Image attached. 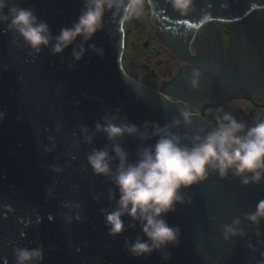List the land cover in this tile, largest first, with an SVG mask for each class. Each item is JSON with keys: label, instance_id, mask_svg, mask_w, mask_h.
Returning a JSON list of instances; mask_svg holds the SVG:
<instances>
[{"label": "water", "instance_id": "water-1", "mask_svg": "<svg viewBox=\"0 0 264 264\" xmlns=\"http://www.w3.org/2000/svg\"><path fill=\"white\" fill-rule=\"evenodd\" d=\"M13 3L33 9L53 36L78 22L86 6V0H9ZM157 4L151 14L156 37L187 63L162 91L125 71V29L112 12L90 41L78 38L60 54H53L51 46L37 54L7 24H0V111L7 114L0 122V264H17V248L38 247L44 252L42 264H257L264 259V219L259 224L246 219L264 200V182L244 186L231 173L227 178L212 173L183 190L186 202L165 217L182 232L179 246L136 258L125 244L147 239L139 222L125 216L126 231L116 237L105 227L102 210L116 207L110 196L115 192L118 200L119 192L88 163L94 150L107 148L115 156L113 142L96 131L97 123L116 116V123H131L142 131L171 125V132L191 146L192 137L213 129L199 114L185 124V107L202 111L232 96L264 102V0H194L188 16L168 0ZM209 14L208 34L201 40L204 51L193 53L200 20ZM215 21L231 25L227 47ZM81 44L86 51L77 61L73 51ZM194 68L203 71L198 89L190 82ZM259 116L264 119V112ZM177 119L178 127L173 124ZM83 127L91 143L85 141ZM117 143L135 162L137 150L154 145L156 138L126 135ZM236 219L247 235L226 240L221 226Z\"/></svg>", "mask_w": 264, "mask_h": 264}, {"label": "clouds", "instance_id": "clouds-1", "mask_svg": "<svg viewBox=\"0 0 264 264\" xmlns=\"http://www.w3.org/2000/svg\"><path fill=\"white\" fill-rule=\"evenodd\" d=\"M168 2L182 16H188L194 7V0ZM146 5L154 15L157 0H86L78 22L53 36L49 25L40 21L33 9L15 3L10 6L9 0H0V24H7L8 30L19 34L37 54L49 46L53 54H60L78 38H82L85 44L90 41L103 29L107 12H112L114 18L119 17V27L123 29L130 18L145 15ZM211 19L210 14L205 15L200 23L207 24ZM85 51L84 44L74 50L75 60H81ZM93 51L104 55L103 50L95 46ZM202 75V70L194 68L190 81L194 89L199 88ZM181 115L185 124H191L194 109L185 107ZM6 116L5 112L0 111V122ZM117 119L116 116L106 118L103 124L97 123L95 126L97 132H103L113 142L115 156L110 155L107 148L94 150L88 156V163L96 175L109 177L119 192L118 200L115 192L110 196L116 201V207L102 210L108 234L113 237L122 235L127 227L123 218L127 216L139 222L147 237L146 240L138 237L134 242L126 241L125 246L133 257L140 258L172 245L179 246L182 232L179 227L170 226L165 217L176 211L177 204L186 202L183 190L207 181L212 173H218L221 178H227L231 173L240 178L244 186L264 182V119L259 114L251 125L239 122L229 113L222 118L216 117L215 122H208L213 130L207 135L192 137L191 146L183 143V137L171 132V125L161 128L156 124L152 126V131L145 126L142 131L131 123H116ZM173 124L178 127L181 121L174 120ZM81 131L85 141L91 143L88 128L83 127ZM126 135L141 140L155 137L156 143L138 149L137 160L130 162L129 153L117 143ZM117 160L119 163L113 169V163ZM187 202H191L190 198ZM246 219L255 224L264 219V200L256 205L253 212L246 214ZM240 223L236 219L232 224L221 226L226 240L247 235L239 228ZM257 235L260 233L257 232ZM249 248L256 250L251 243ZM261 255L264 256V253ZM164 256L165 259L171 258L167 252ZM16 257L17 264H42L44 252L42 247L17 248ZM257 264H264V259Z\"/></svg>", "mask_w": 264, "mask_h": 264}, {"label": "rangeland", "instance_id": "rangeland-1", "mask_svg": "<svg viewBox=\"0 0 264 264\" xmlns=\"http://www.w3.org/2000/svg\"><path fill=\"white\" fill-rule=\"evenodd\" d=\"M149 11L145 9V15L140 18H130L125 29V54L123 57V67L125 71L133 78L144 85L157 91L163 90L164 78L162 74L168 72V67L172 69V56L165 52L164 48L155 38L149 39L150 31ZM220 29H226L230 32V24L215 21ZM227 44H228V37ZM148 46L145 43L148 42ZM257 100H248L241 97L232 96L225 103L208 108L204 114L207 119L215 122L216 117L222 118L225 113L231 114L239 122H243L242 113L251 110L257 103Z\"/></svg>", "mask_w": 264, "mask_h": 264}, {"label": "flooded vegetation", "instance_id": "flooded-vegetation-1", "mask_svg": "<svg viewBox=\"0 0 264 264\" xmlns=\"http://www.w3.org/2000/svg\"><path fill=\"white\" fill-rule=\"evenodd\" d=\"M149 15H150V21H149V26H150V31L147 30L148 33H150L149 35V39H153L155 38L156 41L164 48L165 52H168L169 54H171L172 56V69H173V72L171 71V69L168 67L166 73L162 74L161 77L164 78V83H163V90L164 88L166 87L167 83L170 82L177 74L178 72L183 69L187 63L184 62V61H181L172 51H170L167 47H165L160 41L159 39L156 37L155 33H154V30H153V26L151 24V13L149 12ZM208 27H209V23L207 24H203L197 31L196 35H195V40L193 41L192 45H191V50L193 53H196V54H199L201 52L204 51V47L202 46V43H201V40L204 36H206L208 34ZM220 29V28H219ZM230 29H231V25H230ZM222 31V34H223V37H224V43H225V47H227L229 45V35H230V32L228 30H224V29H220ZM231 31V30H230ZM226 36L228 37V44H227V38ZM149 39H148V42L145 43V46H148L149 44ZM241 98H244V97H241ZM244 99H248V100H251L253 101V99H249V98H244ZM258 105H264V102H261V101H258L254 107L258 106ZM253 107V108H254ZM252 108V109H253ZM208 108L202 110V114L205 113V111L207 110ZM204 115V114H203Z\"/></svg>", "mask_w": 264, "mask_h": 264}, {"label": "built area", "instance_id": "built-area-1", "mask_svg": "<svg viewBox=\"0 0 264 264\" xmlns=\"http://www.w3.org/2000/svg\"><path fill=\"white\" fill-rule=\"evenodd\" d=\"M188 108H191V109H194V114H199L201 116H203L204 118H206L201 111L193 108V107H190V106H187ZM264 112V105H258L256 107H254L253 109L249 110V111H246L245 113H243L248 119H249V123L247 125H251L253 124L255 118L257 117L258 114ZM207 119V118H206ZM208 120V119H207Z\"/></svg>", "mask_w": 264, "mask_h": 264}, {"label": "trees", "instance_id": "trees-1", "mask_svg": "<svg viewBox=\"0 0 264 264\" xmlns=\"http://www.w3.org/2000/svg\"><path fill=\"white\" fill-rule=\"evenodd\" d=\"M242 117H243V122L242 123H244V124H248L249 123V119L242 113ZM208 121H213V120H211V119H208ZM214 122V121H213Z\"/></svg>", "mask_w": 264, "mask_h": 264}]
</instances>
